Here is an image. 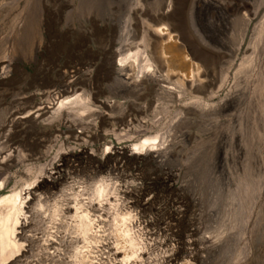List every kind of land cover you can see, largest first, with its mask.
Here are the masks:
<instances>
[{
	"label": "rangeland",
	"instance_id": "obj_1",
	"mask_svg": "<svg viewBox=\"0 0 264 264\" xmlns=\"http://www.w3.org/2000/svg\"><path fill=\"white\" fill-rule=\"evenodd\" d=\"M63 1L68 4L67 7L58 5L52 8L49 5L48 13L44 0H22L18 8L23 15L20 27L29 16L28 11L40 2L39 12H35L39 27L36 46L26 56L17 54L16 36L12 32V21L20 13L13 12L3 25L2 38L10 34V40L2 47L3 50L6 48L7 60L0 66V97L6 96L5 104L0 106V129L10 131L16 146L20 149L24 146L25 153L32 152L36 157L25 164L18 163L11 169H3L0 185L5 180L8 181V190L12 189L17 182L16 173H19L26 178L37 179L40 188L52 187L56 196L65 186H74L75 193L83 191L81 199H85L92 193L97 181L110 177L122 192H131L133 199L125 200L124 194H120L123 206L115 209H111V205L105 206V220L113 224L111 229L114 230L117 215L131 210L139 218L133 225V232L146 245L143 256L145 260L151 257L143 263L131 264H167L168 258L180 247L183 248L181 257L185 261L179 264L187 261L196 264V242L205 264H264V93L260 90L255 93L254 85L250 96L221 118L225 125L209 131L196 128L194 124H181L180 111L170 107L163 114L151 118L153 121L148 128L137 127L131 133V129L116 125L118 111L112 112L105 105L95 104V91L88 88L81 92L88 96L90 110L81 111V118L73 119L67 116L69 112L65 110L59 122L41 125L16 123L15 128L4 127V121L12 115L13 102L19 94L27 95L38 90L36 96L42 100L36 99L37 103L43 101L47 105L57 102L52 97V92L56 91L52 86L58 82V66L81 63L84 65L81 68L85 70L90 68L88 65L92 60L103 62L101 47L105 44L116 43L115 50L121 47L118 39L128 21L132 20L135 24L136 11H140L142 22L148 27L155 26L148 15L157 16L165 11L168 23L178 28V37L173 39L172 44L184 49L192 58L190 49L195 48L192 36L193 0L173 1L171 9L168 8V0H93V3L86 1L89 7L84 11L82 0ZM15 3L17 0H10L7 6ZM101 35L105 38L102 41ZM240 65L241 62L237 69ZM41 69L50 71L47 72L49 77L39 75ZM92 73L96 76L97 70ZM233 80L234 75L222 98L237 91ZM113 83H104L108 86L100 95V101L108 103L116 100L114 90L109 88ZM91 94L92 97H89ZM254 99L259 102L258 113L251 105ZM220 100L218 98L216 102ZM121 101L124 102L123 99ZM188 101L190 98H187ZM82 107L79 106V110ZM94 110L103 114L112 125L102 128L97 116L93 115ZM128 122L134 127L138 124L132 118ZM73 134L79 137L74 138ZM96 134L100 137L91 139ZM172 134L174 139L162 155L149 150H134V145L146 137L159 135L167 138ZM39 140L50 141L45 147L35 146ZM71 164L79 165L77 168L81 172L73 173L69 167ZM111 166L115 167L116 173L109 175L107 168ZM40 168L44 170L43 174L38 172ZM56 168L62 172L56 173ZM146 191L149 192L144 194ZM115 196L112 194L109 198L113 203L117 202ZM75 197L70 195L72 207L76 204ZM137 200L147 210L144 218L140 215L141 208L134 207L136 205L132 203ZM72 224L75 223L70 220L69 229ZM170 227L173 228L172 233H178V236L168 232ZM75 253L71 246L66 247V261H71L70 257H74Z\"/></svg>",
	"mask_w": 264,
	"mask_h": 264
},
{
	"label": "bare ground",
	"instance_id": "obj_2",
	"mask_svg": "<svg viewBox=\"0 0 264 264\" xmlns=\"http://www.w3.org/2000/svg\"><path fill=\"white\" fill-rule=\"evenodd\" d=\"M86 1L94 2L82 0L83 11L89 7ZM168 1V8H173L172 3L176 0ZM9 2L10 0H0V66L7 60L6 48L3 50L2 47L10 40V34L2 38L3 25L8 16L15 11L19 12L22 0H17L11 7L7 6ZM44 2L48 13L49 5L52 8L68 5L63 0ZM186 5L188 6V2ZM192 8V36L195 47L194 50L190 49L192 58H189L184 49L172 44L173 39L178 37V28L175 24L168 23L165 11L157 16L148 15L155 23L153 27L146 26L142 22L140 11H136L135 24L132 20L128 21L125 31L118 39L121 47L115 50L116 43L105 44L101 47L103 62L96 63L92 60L88 65L90 68L85 70L81 68L84 66L81 63L58 66V82L52 86L56 88L52 97H55L57 102H49L47 105L43 101L37 103L38 90L27 95L19 94L13 102L12 115L4 121V127L12 129L16 123L41 125L59 122L65 110L69 112L67 116L73 119L81 118V111L90 110L87 105L89 98L81 92L88 88L95 91V104L105 105L112 112L118 111L116 125L131 129V133H134L137 127L148 128L153 117L171 108L180 111L181 124H194L196 128L208 131L218 128L223 123L221 118L250 96L253 85L255 93L259 90L264 93V68H261L264 54V0H193ZM39 9L40 2L28 11L29 16L22 27L21 12L12 21L17 54L26 56V53H30L36 46L39 27L35 12H39ZM93 22L98 29L95 19ZM240 62V68L237 69ZM93 70H97L96 76L92 73ZM47 72L50 71L41 69L38 73L49 77ZM232 75L237 91L222 98L227 86L232 82ZM99 78L104 83L115 82L109 88L114 90L116 100L108 103L100 101V95L105 93V87L108 85L100 82ZM89 97H92V94ZM187 98H190V101L186 102ZM218 98L221 100L216 102ZM5 99L6 96L0 97V106L5 104ZM257 100L251 102L252 107L257 109L256 113L259 111ZM79 106H83L82 110H79ZM93 115L97 116L102 128L112 125L99 111L94 110ZM131 118L138 123L135 127L128 122ZM3 131L0 129V172L3 169H11L18 163L25 164L34 160L31 158L36 155L32 152L25 153L24 146L23 149L16 146L10 131ZM77 137L79 136H74ZM98 137L100 136L96 134L91 139ZM173 139V134L167 138L159 135L146 137L141 143L134 145V150H149L162 155ZM49 141L39 140L35 146L45 147ZM69 167L73 173L81 172L77 168L79 165L71 164ZM107 169L109 175L116 173L115 167ZM54 170L56 173L62 172L57 168ZM43 171L40 168L38 172L43 174ZM16 180L14 187L9 190L8 181L3 180L0 185V264H131L150 260L151 257L145 260L143 256L146 246L144 241L133 232V225L139 220L137 215L130 212L131 210L119 213L114 220V230L111 229L113 224H109L104 218L107 210L105 206L111 205V209L123 206L120 203V194H124L125 200L133 199L131 192H122L123 190L117 188L113 178L97 181L93 185L92 193L88 198L84 197L85 199H81L83 191L81 194L75 193L74 186H65L60 191L61 194L56 196V193H52V187L40 188L37 179H29L24 174L16 173ZM147 192L149 191L144 194ZM112 194L116 195V201L119 203L110 201ZM70 195L76 196L74 207L70 205ZM132 203H135L134 207L141 208L140 215L144 218L147 210L141 202L137 200ZM70 220L75 224L69 229ZM171 227L168 232L178 236V233H172ZM70 246L76 253L74 257H70L71 261H66V247ZM194 247L196 264H205L206 260L201 258L198 242L194 243ZM182 251V247L175 251L168 258L167 264H179L183 260ZM185 264L191 262L187 261Z\"/></svg>",
	"mask_w": 264,
	"mask_h": 264
},
{
	"label": "built area",
	"instance_id": "obj_3",
	"mask_svg": "<svg viewBox=\"0 0 264 264\" xmlns=\"http://www.w3.org/2000/svg\"><path fill=\"white\" fill-rule=\"evenodd\" d=\"M53 104V103H52Z\"/></svg>",
	"mask_w": 264,
	"mask_h": 264
},
{
	"label": "crops",
	"instance_id": "obj_4",
	"mask_svg": "<svg viewBox=\"0 0 264 264\" xmlns=\"http://www.w3.org/2000/svg\"><path fill=\"white\" fill-rule=\"evenodd\" d=\"M39 99V98H38Z\"/></svg>",
	"mask_w": 264,
	"mask_h": 264
}]
</instances>
